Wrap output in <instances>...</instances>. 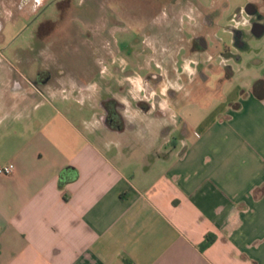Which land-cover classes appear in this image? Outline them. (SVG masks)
Segmentation results:
<instances>
[{"label":"crops","instance_id":"obj_1","mask_svg":"<svg viewBox=\"0 0 264 264\" xmlns=\"http://www.w3.org/2000/svg\"><path fill=\"white\" fill-rule=\"evenodd\" d=\"M6 2L19 12L15 22L9 8L0 15V43L8 23L32 15ZM31 50L0 44V166H14L0 175V264H264V96L255 81L235 84L227 63L195 53L152 88L148 73L120 61L123 71L106 70L101 99L97 80L35 85L34 62L10 61ZM197 97L207 103L193 111ZM103 103L117 106L118 126L104 123ZM208 234L215 240L201 251Z\"/></svg>","mask_w":264,"mask_h":264},{"label":"rangeland","instance_id":"obj_2","mask_svg":"<svg viewBox=\"0 0 264 264\" xmlns=\"http://www.w3.org/2000/svg\"><path fill=\"white\" fill-rule=\"evenodd\" d=\"M174 1L171 16H166L162 12L163 6H168L164 5L167 0H71V6L64 15H61L57 5H49L40 18L59 23H55L53 34L45 43V52L34 53L35 55L25 52L12 53L10 61L14 62L21 58L34 62L36 66L43 62V68H47L51 77L60 83L78 77L87 82L97 80L101 89L97 93L98 97L104 99L106 93L102 81L108 75L107 71L110 73L123 71L120 61L127 64L125 66L127 72L131 71L139 76L161 73L170 78L176 69L181 70L182 56L188 54L186 46L192 40V35L188 31L191 21L187 15L194 11L193 6L198 4L208 11V16L202 20L199 13L195 18L197 20L193 21L195 27L192 28V32L195 31L197 34V29L200 30L206 34L207 41V50L197 54V59L204 61L209 58L207 62L220 69L227 63L234 75L233 83L238 85L252 86L254 81L262 78L264 33L260 37L252 34L247 7L253 4L263 13L264 0ZM8 3L1 0L0 15L5 17V11L11 9L9 11L14 12L12 19L15 22L19 11L15 5ZM11 24H7L6 42L0 44L4 47L10 45L12 48L32 47L35 23L19 18L15 25ZM236 30L244 33L246 46L242 50L235 47ZM229 54H234L237 58H229ZM36 55L40 57L37 59ZM60 67L63 68L62 71L59 70ZM207 70L210 80H217L218 72H212L209 68ZM198 78L202 79V76L199 75ZM179 84L184 85L182 78L179 79ZM199 92L201 93V90ZM212 98L211 95L207 101H212ZM197 99L194 107H190L194 108L193 111L202 110L207 103L206 98ZM178 104L191 106L193 102L183 100ZM82 109L85 118H89L91 110L87 106H83ZM180 119L181 116L178 114L176 121L178 130L174 135L177 141L186 131V123ZM192 130L188 128L190 135L186 143L189 145L195 141Z\"/></svg>","mask_w":264,"mask_h":264},{"label":"flooded vegetation","instance_id":"obj_3","mask_svg":"<svg viewBox=\"0 0 264 264\" xmlns=\"http://www.w3.org/2000/svg\"><path fill=\"white\" fill-rule=\"evenodd\" d=\"M175 3L174 0H167V3L164 5L168 6H163L162 12L166 16H171V6ZM55 4L59 8L61 15H64L65 12H67L71 6V0H20V3L18 5V8L21 10H24L27 14H32L29 18L28 21L30 23H35L36 27L33 32V39H34V45L32 46L31 53L32 54H40L44 53L45 49V43H47L50 40L51 35L53 34V30L55 29L54 25L55 23H59L56 21H52L49 19L45 18H40L42 14L44 13L45 9L49 6ZM170 6V7H169ZM194 11L189 13L187 15V18L191 21L190 25H188V31L192 35V40L187 43V53L188 55H194L196 54H202L207 50V41H206V34H203V32H200V30L197 29V34L192 32V28L195 27V24L193 21L195 18H197L198 14L200 13L201 19L204 20L206 16H208V11H206L204 8L199 6L198 4L193 6ZM248 9V14H250V24L252 27V33L257 34L260 31H264V12H260L253 4H249L247 7ZM198 13H196V12ZM63 13V14H62ZM53 24V27L51 25ZM195 33V34H194ZM235 47L237 49H244L245 48V43H244V33L241 31H235ZM34 54V55H35ZM39 55H36L35 58H39ZM42 57V56H41ZM229 58H237L236 55L234 54H229ZM43 63V62H42ZM41 63L40 66H38V70L35 74L34 77V83L35 85H40L45 83L47 80L50 78V73L46 69H42L41 66L43 67V64ZM227 75H231V67L230 65H226L223 68ZM204 80L206 79L205 77H202ZM160 77L158 74H153V73H148L147 76L145 77V80L151 85L152 88H155L157 86V83L159 81ZM221 82V78H217V83ZM106 103V102H105ZM103 104V109H104V123L108 125L109 127H116L120 123L118 120L115 119V112H117V106H109L107 104ZM142 109L146 110L148 109L147 107Z\"/></svg>","mask_w":264,"mask_h":264},{"label":"trees","instance_id":"obj_4","mask_svg":"<svg viewBox=\"0 0 264 264\" xmlns=\"http://www.w3.org/2000/svg\"><path fill=\"white\" fill-rule=\"evenodd\" d=\"M52 24V23H51ZM53 27V24L51 25L50 28ZM258 91H261V94H258ZM253 92L258 98H262L264 96V75L262 76L261 79L257 80L253 84ZM104 104V103H103ZM215 240V237L211 234H208L205 236L203 242L199 246V249L201 251H204L207 249Z\"/></svg>","mask_w":264,"mask_h":264},{"label":"built area","instance_id":"obj_5","mask_svg":"<svg viewBox=\"0 0 264 264\" xmlns=\"http://www.w3.org/2000/svg\"><path fill=\"white\" fill-rule=\"evenodd\" d=\"M13 170H14L13 164L0 166V175H5V176L11 175L13 173Z\"/></svg>","mask_w":264,"mask_h":264},{"label":"water","instance_id":"obj_6","mask_svg":"<svg viewBox=\"0 0 264 264\" xmlns=\"http://www.w3.org/2000/svg\"><path fill=\"white\" fill-rule=\"evenodd\" d=\"M247 12H248V9H247ZM248 15H250V14H248ZM263 31H260V33H262Z\"/></svg>","mask_w":264,"mask_h":264}]
</instances>
